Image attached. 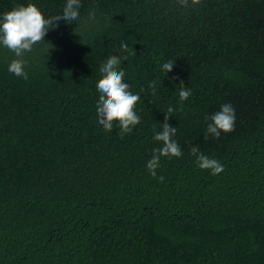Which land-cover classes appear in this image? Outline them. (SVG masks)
I'll return each mask as SVG.
<instances>
[{
    "label": "trees",
    "instance_id": "1",
    "mask_svg": "<svg viewBox=\"0 0 264 264\" xmlns=\"http://www.w3.org/2000/svg\"><path fill=\"white\" fill-rule=\"evenodd\" d=\"M28 3L47 19L66 0H0V16ZM79 13L25 53L27 80L0 46V264H264V0H81ZM112 55L140 96L123 136L96 115ZM224 104L234 131L205 139ZM169 107L182 156L153 177ZM192 146L224 170L200 169Z\"/></svg>",
    "mask_w": 264,
    "mask_h": 264
},
{
    "label": "clouds",
    "instance_id": "2",
    "mask_svg": "<svg viewBox=\"0 0 264 264\" xmlns=\"http://www.w3.org/2000/svg\"><path fill=\"white\" fill-rule=\"evenodd\" d=\"M177 2L184 7H191L199 4L200 0H191V4H189V0H177ZM80 7L81 0H66L62 12L47 19L32 3L18 5L3 13L0 16V46L7 48L16 57L9 63L8 71L16 77L27 80L28 74L24 70L26 61L23 59L25 53L31 52L35 44L44 41L47 31L56 27L58 21L64 20L66 23L77 21L80 16ZM89 18H94V13H89ZM120 49L122 52H127L128 45L122 42ZM127 58V55L109 56L99 68L101 78L96 82V89L99 93L96 101L98 124L105 131H111L114 122H118L121 136L130 133L140 123V117L134 111L140 96L132 94L129 91V85L124 82L125 72L121 67V62L126 61ZM173 66L174 61L170 60L163 63L160 70L166 75L172 71ZM149 87L152 88L153 94H155V82H151ZM190 95V90L181 85L179 91L180 101L183 102ZM173 111L172 107L167 109L164 122L161 124L162 130L156 132L153 136L154 141L161 143L160 147L153 150V155L146 164L147 170L153 177H156V169L160 165L161 157L171 159L182 156L179 144L173 139L176 127H171L167 122ZM209 119L211 122L207 125L205 139L208 136L219 138L221 132L234 131L235 110L231 104L222 105L221 109ZM190 153L195 156L200 169L211 170L212 175H217L224 170L219 161L201 153L198 146H192ZM158 179L163 182L164 177L160 176Z\"/></svg>",
    "mask_w": 264,
    "mask_h": 264
}]
</instances>
